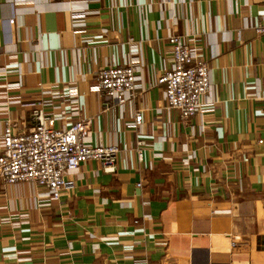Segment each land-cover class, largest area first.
Instances as JSON below:
<instances>
[{
  "label": "crops",
  "instance_id": "crops-1",
  "mask_svg": "<svg viewBox=\"0 0 264 264\" xmlns=\"http://www.w3.org/2000/svg\"><path fill=\"white\" fill-rule=\"evenodd\" d=\"M71 8L89 12L85 32ZM262 15L264 0H0V140L7 120L34 126L42 88L72 87L93 144L121 148L114 173L86 161L50 205L0 180V264H264V38L249 26ZM170 34L196 38L211 68L203 117L147 89L171 67ZM139 47L146 90L106 109L98 72Z\"/></svg>",
  "mask_w": 264,
  "mask_h": 264
},
{
  "label": "built area",
  "instance_id": "built-area-1",
  "mask_svg": "<svg viewBox=\"0 0 264 264\" xmlns=\"http://www.w3.org/2000/svg\"><path fill=\"white\" fill-rule=\"evenodd\" d=\"M88 13L84 9L71 8L74 31H86L85 18ZM9 23L14 25L15 18L10 19ZM249 26L264 38V15ZM168 39L172 53L171 67L164 69L147 89L163 87L167 109L177 110L181 120L186 121L197 114L203 117L213 110L214 105L208 61L201 55L196 38L187 34H170ZM143 64L139 47V51L132 54L127 65L112 64L98 72L91 89L111 100L104 104L106 109L111 103L118 105L121 113L127 104L134 107L141 93L146 90ZM5 73L6 70H0V74ZM77 95V89L72 87L65 88L63 92L50 86L42 88L35 107L31 109L34 121L32 128L24 131L17 123L9 120L5 123L0 140V180L8 185L30 183L38 191L40 205H50L59 200L66 186V176L86 161L99 162L106 173L116 171L115 163L121 151L120 146L117 143L93 144L92 120L80 117L76 106ZM63 98L65 102H60ZM133 117V122L128 126H141L142 112L133 111ZM199 130L200 133L206 130L204 122ZM191 134L195 136L194 129ZM147 146L144 139L137 141L136 150L140 158H143L144 148ZM193 156L190 155V158ZM138 187H142V184L139 183ZM236 240L237 237H234L233 246Z\"/></svg>",
  "mask_w": 264,
  "mask_h": 264
}]
</instances>
